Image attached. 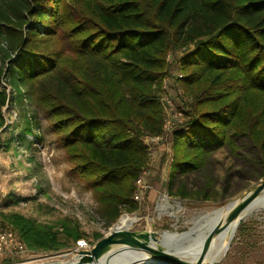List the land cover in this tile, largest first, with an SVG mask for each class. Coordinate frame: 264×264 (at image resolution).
<instances>
[{
    "label": "trees",
    "instance_id": "16d2710c",
    "mask_svg": "<svg viewBox=\"0 0 264 264\" xmlns=\"http://www.w3.org/2000/svg\"><path fill=\"white\" fill-rule=\"evenodd\" d=\"M0 51V129L8 86L47 122L104 227L136 206L143 136L165 133L167 83L180 112L166 134L168 195L215 201L231 182L240 191L264 178V0H0ZM22 117L21 133L37 141L38 119ZM191 174L199 185L189 187ZM21 199L8 194L5 205ZM0 226L29 250L103 237L67 216L0 211Z\"/></svg>",
    "mask_w": 264,
    "mask_h": 264
},
{
    "label": "rangeland",
    "instance_id": "374dc122",
    "mask_svg": "<svg viewBox=\"0 0 264 264\" xmlns=\"http://www.w3.org/2000/svg\"><path fill=\"white\" fill-rule=\"evenodd\" d=\"M175 54H178V51ZM4 60L3 53L0 51V64L3 65ZM168 85L167 83L160 92L165 113V133L158 141L149 144V158L146 159V153L143 155V162L146 160L149 170L148 182L151 188L144 192L141 201H135V208L122 211L117 218L119 220L123 215L131 217L127 228L144 233H158L163 229L186 231L201 214L216 208H222L226 212L227 207L221 206L233 204L234 200L247 190L245 188L238 191L231 182L225 199L214 201L209 197L210 193H202L197 198H193L191 193L186 192L177 196L168 195L165 188L170 148L166 134L175 120L180 117L177 97L174 89ZM6 92L9 96L7 104L3 107L6 126L0 129V211H17L36 218L40 223L67 216L77 219L81 228L86 232L99 230L103 236L106 235L115 222L109 227H104L103 222L98 218L95 202L89 192L84 190L81 183L69 174L70 164L62 148L55 141L47 122L40 113L32 112L33 107L28 101L24 100L23 103H19L10 87H6ZM23 112L31 117L34 114L38 119V128L35 131L39 135L37 141L31 136L24 137L21 133L25 126ZM20 136L25 139L20 140ZM31 152L35 155L32 174L26 170L29 166L26 156ZM215 167L217 171H220L218 163ZM201 179V175L191 174L188 178L189 187L193 184L199 185ZM36 184L44 187L45 191L37 190ZM8 194L19 195L24 199H21L17 205H5ZM34 197L35 199H30ZM162 201L168 205L166 210H160L158 207ZM37 202L40 203L39 206L36 205ZM240 224L239 228L236 227L232 239L220 257L214 259L209 257L201 261L206 264H264V206L250 212L240 221ZM85 237L91 240L92 247L96 240L89 236ZM190 242L189 239L182 244ZM115 249L116 247L112 250ZM67 251L27 249L11 252L6 250L0 254V264L43 263L66 259L70 257L69 255L64 256ZM6 260L10 262L1 263ZM151 264L158 263L152 262Z\"/></svg>",
    "mask_w": 264,
    "mask_h": 264
},
{
    "label": "water",
    "instance_id": "95a60500",
    "mask_svg": "<svg viewBox=\"0 0 264 264\" xmlns=\"http://www.w3.org/2000/svg\"><path fill=\"white\" fill-rule=\"evenodd\" d=\"M261 190H264V178L247 188L245 192L234 200L233 204L221 206H229L231 211V217L227 222L220 228L204 234L201 238L192 240L189 244H181L188 238L189 229L183 232L163 229L158 233H144L118 226L117 219L110 231L102 238L96 240L90 249L79 250L69 258L50 260L44 264H99L108 253L110 245L117 241L127 243V246H120V249H125V251L132 253V264H145V261H152L158 264H206V262L196 258L197 255L204 251L216 238L232 228L236 229L240 221L252 212L246 208L247 202ZM168 234L170 237L174 235L178 237L175 239L172 237L173 240H169L171 239L170 237L166 238Z\"/></svg>",
    "mask_w": 264,
    "mask_h": 264
},
{
    "label": "bare ground",
    "instance_id": "6f19581e",
    "mask_svg": "<svg viewBox=\"0 0 264 264\" xmlns=\"http://www.w3.org/2000/svg\"><path fill=\"white\" fill-rule=\"evenodd\" d=\"M167 203L162 201L158 204L160 210H166ZM261 206H264V190L257 192L253 195L246 204V208L250 211H254L259 209ZM214 209V208H213ZM170 212V211H168ZM171 213V212H170ZM231 217V211L229 206H227V211L224 212L222 208H216L208 213L201 214L197 217L194 221L193 225L189 229L188 238L186 240H196L201 238L204 234L214 231L220 228L225 222L229 220ZM131 217L127 215H123L117 222V225L120 227L127 228L130 225ZM206 229V233H205ZM235 229L232 228L228 230L226 233L222 234L218 238H216L212 243L204 249L200 254L197 255L196 258L199 260H204L206 258H218L222 255V253L226 250L230 240L233 237ZM169 234L166 235V238H169ZM175 239L176 235L172 236ZM172 237L169 240H173ZM182 244V243H181ZM119 246V247H118ZM120 246L125 247L127 243L123 241H117L110 245L108 249V253L104 257V259L99 264H112L116 262L118 264L128 263L132 264L133 262V255L130 252L125 251V249H120ZM115 250H112L115 248ZM48 262V261H47ZM46 262H43V264ZM145 264H151L152 261H145Z\"/></svg>",
    "mask_w": 264,
    "mask_h": 264
},
{
    "label": "built area",
    "instance_id": "2783aa9c",
    "mask_svg": "<svg viewBox=\"0 0 264 264\" xmlns=\"http://www.w3.org/2000/svg\"><path fill=\"white\" fill-rule=\"evenodd\" d=\"M162 135H144L143 141L146 143V159L150 156L149 144L151 142L158 141ZM149 180V170L146 166V160L144 162V167L141 172V175L138 176L135 181V190L133 192V199L136 202H139L143 198V194L146 190L151 188V184L148 182ZM91 248V240L86 238L85 236H80L74 240V246L68 250L64 256L69 255L72 256L79 250H86ZM11 251V252H17V251H23L27 250L25 245L21 242V240L18 238L16 233L8 228H2L0 227V254L5 251Z\"/></svg>",
    "mask_w": 264,
    "mask_h": 264
},
{
    "label": "crops",
    "instance_id": "0c3cea01",
    "mask_svg": "<svg viewBox=\"0 0 264 264\" xmlns=\"http://www.w3.org/2000/svg\"><path fill=\"white\" fill-rule=\"evenodd\" d=\"M1 263H3V262H1Z\"/></svg>",
    "mask_w": 264,
    "mask_h": 264
}]
</instances>
